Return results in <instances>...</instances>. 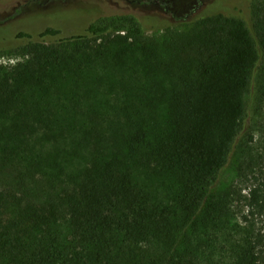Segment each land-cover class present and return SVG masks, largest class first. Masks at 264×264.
Listing matches in <instances>:
<instances>
[{
  "label": "trees",
  "instance_id": "obj_1",
  "mask_svg": "<svg viewBox=\"0 0 264 264\" xmlns=\"http://www.w3.org/2000/svg\"><path fill=\"white\" fill-rule=\"evenodd\" d=\"M92 3L81 33L20 31L0 64V264H264V164L238 217L207 199L264 58V0L251 28L223 0L184 29Z\"/></svg>",
  "mask_w": 264,
  "mask_h": 264
},
{
  "label": "rangeland",
  "instance_id": "obj_2",
  "mask_svg": "<svg viewBox=\"0 0 264 264\" xmlns=\"http://www.w3.org/2000/svg\"><path fill=\"white\" fill-rule=\"evenodd\" d=\"M95 1L110 6L106 8L109 12L131 11L139 17L153 14L171 20L172 28L184 29L188 23L183 19L208 0ZM223 1L227 6L236 4L243 8L248 4L250 8L248 11L239 9V12L250 27L253 21L252 5L259 0ZM94 4L92 0H0V63H9L7 57L16 53L15 35L20 31L37 37L45 27L51 26L61 31L60 36L81 33L87 23L99 12ZM162 31L161 28L148 29L146 35H158ZM259 54V60L245 92V114L240 120L227 162L219 170L207 191V199L225 198L229 194L228 198H231L229 203L235 205L234 217L239 216L238 202L248 192L246 176L257 173L264 164V58L261 51ZM12 56L15 57V61L21 58Z\"/></svg>",
  "mask_w": 264,
  "mask_h": 264
},
{
  "label": "built area",
  "instance_id": "obj_3",
  "mask_svg": "<svg viewBox=\"0 0 264 264\" xmlns=\"http://www.w3.org/2000/svg\"><path fill=\"white\" fill-rule=\"evenodd\" d=\"M3 57V56H2ZM8 59V61H9V63H7V62H3V63H0V64H12V63H14L15 62V57L14 56H11V57H7Z\"/></svg>",
  "mask_w": 264,
  "mask_h": 264
}]
</instances>
